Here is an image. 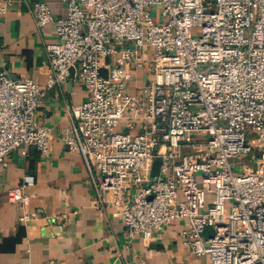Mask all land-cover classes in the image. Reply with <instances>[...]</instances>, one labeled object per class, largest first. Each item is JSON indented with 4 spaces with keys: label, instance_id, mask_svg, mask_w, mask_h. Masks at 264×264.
Instances as JSON below:
<instances>
[{
    "label": "built area",
    "instance_id": "2783aa9c",
    "mask_svg": "<svg viewBox=\"0 0 264 264\" xmlns=\"http://www.w3.org/2000/svg\"><path fill=\"white\" fill-rule=\"evenodd\" d=\"M10 5L0 0V16ZM32 12L40 27L54 22L44 1ZM54 23L49 88L74 80L90 96L72 109L63 144L129 238L182 222L194 256L264 264V0H68ZM137 70L151 78L132 93ZM46 95L0 72V169L21 147L49 153L50 129L36 122ZM249 127L259 134L252 145ZM237 156H251L255 169L235 173ZM9 201L20 223L36 216L22 187Z\"/></svg>",
    "mask_w": 264,
    "mask_h": 264
},
{
    "label": "crops",
    "instance_id": "0c3cea01",
    "mask_svg": "<svg viewBox=\"0 0 264 264\" xmlns=\"http://www.w3.org/2000/svg\"><path fill=\"white\" fill-rule=\"evenodd\" d=\"M9 1L7 13L0 16V72L47 90L36 122L50 129L51 147L44 156L21 147L0 169V264H211L208 256H194L182 245L185 223L166 227L161 236L130 239L115 209L99 202L82 158L62 140L72 109L84 104L89 93L74 80L49 88L54 75L46 47L56 40L54 22L66 15L68 0ZM38 1L48 3L54 19L43 27L32 12ZM150 78L147 70L134 71L130 92ZM27 177L33 178L31 184L25 183ZM19 187L36 214L25 224L19 221L20 209L9 201Z\"/></svg>",
    "mask_w": 264,
    "mask_h": 264
},
{
    "label": "rangeland",
    "instance_id": "374dc122",
    "mask_svg": "<svg viewBox=\"0 0 264 264\" xmlns=\"http://www.w3.org/2000/svg\"><path fill=\"white\" fill-rule=\"evenodd\" d=\"M159 12L158 8H154L152 10V15L156 16ZM194 35L198 34L197 29H193ZM259 139V134L251 131V127L246 133V142L247 144L252 145V141H257ZM261 150L259 148L254 149L255 157H259ZM232 164L234 165V172L235 173H242L243 170L246 168L247 170H254L256 167L255 159H252L251 156H237L231 160Z\"/></svg>",
    "mask_w": 264,
    "mask_h": 264
},
{
    "label": "water",
    "instance_id": "95a60500",
    "mask_svg": "<svg viewBox=\"0 0 264 264\" xmlns=\"http://www.w3.org/2000/svg\"><path fill=\"white\" fill-rule=\"evenodd\" d=\"M159 171H160V161L156 160L152 168V177L157 176L159 174Z\"/></svg>",
    "mask_w": 264,
    "mask_h": 264
}]
</instances>
